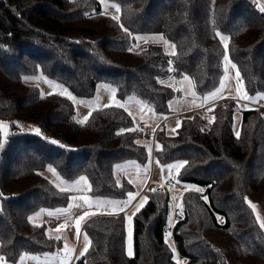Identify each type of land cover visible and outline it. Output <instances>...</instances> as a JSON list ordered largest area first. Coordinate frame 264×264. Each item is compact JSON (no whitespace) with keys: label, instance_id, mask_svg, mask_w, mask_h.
<instances>
[{"label":"trees","instance_id":"1","mask_svg":"<svg viewBox=\"0 0 264 264\" xmlns=\"http://www.w3.org/2000/svg\"><path fill=\"white\" fill-rule=\"evenodd\" d=\"M110 1L120 5L119 13L103 10L99 0H0V121L32 124L11 122L5 136L0 128V141L6 140L0 150V255L15 262L22 251L60 247L61 240L34 217L35 211L66 204L74 190L121 201L133 185L116 173V165L130 160L144 166L150 148L166 169L173 160L188 161L179 172L173 170L169 187L174 180L190 181L200 191L181 189L176 204L174 189L157 183L147 188V203L132 214V256L124 247V212L93 214L83 224L89 251L78 261L264 264V229L247 203L254 200L264 213V105L239 106L227 96L205 106L203 113L195 108L199 98L181 108L172 123L165 120L176 109L170 102L180 78L188 76L201 97L220 82L225 49L217 31L230 37L228 55L244 90L255 98L264 92V0ZM121 23L133 36L148 39L129 52L130 43L137 42L130 41ZM38 73L65 85L67 93L43 92L37 82L25 79ZM99 82L109 84L119 100L163 118L153 142H145L140 130L118 134L139 129L131 112L117 106L120 102L95 105L87 122L78 123L83 118L76 116L68 93L93 97ZM37 128L44 133L37 134ZM51 173L63 178L62 186ZM81 176L85 189L76 183Z\"/></svg>","mask_w":264,"mask_h":264},{"label":"crops","instance_id":"2","mask_svg":"<svg viewBox=\"0 0 264 264\" xmlns=\"http://www.w3.org/2000/svg\"><path fill=\"white\" fill-rule=\"evenodd\" d=\"M261 1V0H259ZM236 68H229L227 71L224 68V71L221 75L220 82L218 83L217 87L209 92H206L205 99L198 105L197 107L202 106H208L217 101L221 97H237L239 106H244V104H249L248 100L243 99V94L246 92L244 90V87L242 85V91L237 92V85H236ZM227 75L229 77L228 80H224V76ZM224 83L226 84V89L223 90L219 95L213 96L212 94L216 92V90L219 88L220 84ZM97 92V91H96ZM110 90L105 87H100V90L98 91L99 96L101 98L109 95ZM247 93V92H246ZM248 96L253 97L249 93H247ZM264 97V92L259 93L256 95V98ZM255 98V99H256ZM108 103H116V102H107L103 104ZM101 105V104H98ZM129 105V106H128ZM128 105H124L132 114V116L135 119V122H139L141 120H145L150 125L156 126L161 119V116L149 111L145 110L140 105H138L135 102H129ZM93 107V106H91ZM90 107V108H91ZM90 108H86V106L82 103L79 104L77 107L76 105V111H79L83 114V118L87 115ZM177 110V111H176ZM171 113L169 116L166 117V121L169 123L171 122L172 118L178 114L180 109H177ZM143 140L145 142H149L148 138L143 137ZM148 168H144V166H140L133 161L127 160L121 163H118L120 165V168H117V173L119 176H126L130 182L132 183L133 187L128 192H137L138 195L136 196V199L133 200L132 205H129L127 208H125L124 215L126 213L127 216H132L133 212L136 210L135 205L143 198V196L146 194V189L155 186V183L161 180H166L169 176V171L163 165L160 163H157V161L154 159L153 155L150 153V159L148 160ZM163 168V171H162ZM65 186L69 187V189L75 188L69 185L68 181H65ZM82 189H85L86 187V181L80 182ZM173 185H175L174 190H181L186 188V186L194 187L192 184L187 183L185 181L181 180H174ZM171 191L173 190V187H171ZM76 189V188H75ZM75 197V199H73ZM83 197H88V204L89 205H99V206H92L89 207L84 204ZM127 199L126 196L119 202H122ZM111 202V203H109ZM44 210V211H41ZM39 211H35L34 217L35 218H42L46 224V229L49 233L61 237V245L57 249L51 251V252H31V251H22L17 260L15 262L6 261V264H20V257L24 256L23 264H74L75 261L79 262L77 257L79 256V253L84 249L85 247V240H84V230H83V224L86 221L88 217L85 218L84 221H81L80 223V237L77 238L76 235V227H75V221L79 218V216L83 215L85 211H88L89 213L96 214L100 212H107V213H114L119 211V204L115 203L114 201H111L110 199H103V198H95L89 196L85 191L83 190H74L69 193V199L66 204L52 206V207H42V209ZM59 210V211H58ZM67 210V211H64ZM39 213V215H38ZM49 213H52V215H49ZM90 215V216H92ZM125 215V236H124V247L125 251L127 253L128 251V223ZM89 216V217H90ZM60 225H64V227H60ZM59 229V230H57ZM132 229V224H131ZM65 245H67V249L65 248ZM131 247L133 251V245L131 240ZM1 256V255H0ZM36 256L37 259L33 260L30 257Z\"/></svg>","mask_w":264,"mask_h":264},{"label":"snow or ice","instance_id":"3","mask_svg":"<svg viewBox=\"0 0 264 264\" xmlns=\"http://www.w3.org/2000/svg\"><path fill=\"white\" fill-rule=\"evenodd\" d=\"M99 3H100L101 5H105L106 0H99ZM110 7H113L117 13L120 12V5H119V4H112V5H110ZM261 11H264V5L261 6ZM93 14H94V13H93ZM100 14H101V15H104V14H106V13L101 12ZM111 19L114 20V21L119 22L120 19H121V17H120L119 15H113V16L111 17ZM119 26H120V28L122 29V31H123L128 37H129L130 41H131V40H135V41L137 42V43H135V44H131V43H130L129 48L127 49L129 52H132L134 48L139 47V41H141V40H145V41H146V40L148 39L147 37H144V36H133V34L129 31V29L126 28V27H124V25H123L122 23H121ZM215 35H216V36L219 38V40L222 42V44H223V48L225 49V54L223 55V66H224L225 70L227 71V69L229 68V66H230L231 68H236V65L233 64V63L231 62L230 56L228 55L229 40H230V37L221 34L219 31L215 32ZM159 39L162 40V39H163V36L161 35V36L159 37ZM165 43H167V41H165ZM171 47L174 48L175 46H174V45H171ZM168 55H170V56H171V55H175V53H174V52H173V53H169ZM171 64H172V61L169 60V65H171ZM169 70L171 71V68H170ZM25 79L27 80L28 78H25ZM228 79H229V77H228L227 75H225V76H224V80L226 81V80H228ZM235 80H236V85H237V89H236V90H237V92H241V91H242V85H241V76H240V72H239V70L236 71ZM45 81H46L48 84H50L52 87H61V88L63 87L62 85H56L53 81L47 80L46 78H45ZM225 89H226V84L221 83L220 86H219V88H218V89L216 90V92H214L212 95H213V96L219 95V94H220L223 90H225ZM66 93H67V90L64 89L60 94H61V95H64V94H66ZM50 94H51V93H50ZM68 96H69L70 99H73V100L75 99L74 97L71 96L70 93H68ZM262 98H264V97H262ZM243 99H245V100H249V99H255V97H250V96L247 95L246 92H244V94H243ZM81 103H84V101H81ZM170 103H171V102H170ZM107 106H108V105H106V107H107ZM117 106H119V107H124L123 104H117ZM211 110H212V109H209V111H211ZM91 115H92V112L90 111V112L88 113V115L85 116L82 120H79L78 123H80V124H84V123H86L87 120L89 119V117H90ZM165 119H166V117H165ZM214 119H215V117L212 118V120H214ZM210 122H211V121H210ZM4 127H7V125H6L3 121H0V128H4ZM177 127H179V122H178V124H177ZM137 130H141V131H142V129H138V128L121 129V132L118 133V134H122V133L125 132V131H137ZM153 131H155V130H153ZM173 131H175V130L173 129ZM35 132H36L37 134H39V133H40V129H38V128L35 129ZM235 135L237 136V138H239V136H240V132H239V131H236V132H235ZM5 142H6V140H5V141H0V150H3V148L5 147ZM51 143L59 144L60 142H59V141H55V140H53V141H51ZM137 143H139V141H137ZM150 153H151V149L149 148V154H150ZM157 163H159V161H157ZM187 164H188V161L183 160V161H179V162H177L176 164H168V165H166V167H167V169H168V171H169V179H175V177H173V176L171 175V173H172L173 170H175L176 172H179V170H180L181 168H184ZM116 167H117V168H120L121 166H120V165H116ZM49 170L55 172V169H53L51 166H49ZM162 171H163V168H162ZM83 181H86V177L81 176V177L79 178V180L76 181V183L79 184L80 182H83ZM186 188H187L188 190L200 191L199 188H192L191 186H186ZM151 191H152V192H155V191H157V190H156V189H151ZM137 195H138L137 192H127V199L124 200V201H122V202H117V203L119 204V211H124L125 208H127L129 205H132V202H133V200L136 199V196H137ZM3 198H4V197H3V193H0V199H3ZM202 198H203L205 201H207V199H208L207 196H203ZM73 199H75V197H73ZM245 199H247V198H245ZM83 201H84V204L87 205V206H89V207H92V206H99V205H89V204H88V197H83ZM147 201H148V196H147V195L143 196V198H142V199H141V200L135 205L136 212H139L140 209L144 206V204L147 203ZM109 203H111V202H109ZM247 203L249 204V206H250L252 209H255V208H256V205L253 204L250 200L247 201ZM41 211H44V210H41ZM58 211H59V210H58ZM64 211H67V210H64ZM136 212L133 213V216L136 214ZM109 214H114V213H109ZM181 214H182V209H181ZM38 215H39V213H38ZM49 215H52V213H49ZM90 215H92V213H89L88 211H85V212L83 213V215L79 216V218L76 219V221H75V227H76V235H77V238H78V239H79V237H80V231H79V230H80V223H81V221H84L86 217H89ZM125 215H126V213H125ZM133 216H127V215H126V219H127V223H128V232H127V235H128V251H127V254H128L129 256H132V255H133V251H132V247H131V240H132V229H131V224H132ZM31 219H32V217H29V220H31ZM217 219H219V217H218ZM257 220H258V222H259V224H260V227H261L262 229H264V220H259V216H258V215H257ZM170 226H171V225H170ZM60 227H64V225H60ZM57 230H59V229H57ZM49 238H50V239H53V237H49ZM54 239H56V240H61V237L57 236V237H55ZM84 240H85V247H84V249L79 253V256H84V255L89 251V246H90V244H91V241L89 240V238H88V236H87V233H84ZM65 248L67 249V245H65ZM24 258H25L24 256H21V257H20V264H23V260H24ZM30 258L33 259V260L37 259L36 256H32V257H30ZM78 258H79V257H77V259H78ZM0 264H6V261H5V257H4V256H0Z\"/></svg>","mask_w":264,"mask_h":264},{"label":"rangeland","instance_id":"4","mask_svg":"<svg viewBox=\"0 0 264 264\" xmlns=\"http://www.w3.org/2000/svg\"><path fill=\"white\" fill-rule=\"evenodd\" d=\"M259 1V0H258ZM115 2L113 1H110V0H106V3L105 5H101L102 6V9L105 10V11H108V12H113L115 13V9L113 7H110V5L114 4ZM165 41H167L166 39L163 38V44L167 46V43H165ZM140 42V41H139ZM25 78H28L30 81H34V82H37L40 86H41V89L43 90V92H47V91H63L64 89L68 90L66 88L65 85L57 82L56 80H53V79H50L48 78L47 76L43 75V74H31V75H26ZM45 78L47 80H50V81H53L56 85H62L63 87H52L50 84H48L46 81H45ZM27 79V80H28ZM179 81V80H178ZM180 86H179V91L178 93L174 96V98L171 99V105L174 106V108H177V109H181V108H190L192 105L194 104H197L195 103L197 101V99L200 98V100L202 99V101L205 99V94H203V96L201 97V95L196 92L194 89H193V86H192V82H191V79L188 77V76H184L183 78H180ZM179 82H177V80H175L174 84L178 85ZM100 87H105L107 89L110 90V94L101 98L99 96V94H95L93 97H90V98H85V97H80V96H76L74 101H75V114L78 118H83V114L79 111H76V105L77 107L79 106V104L81 103V101H84V104L86 106V108H90L91 106H95V105H98V104H103V103H107V102H120L122 104H124L125 106L129 104L128 101H121L119 100L115 95H114V92H113V89L112 87L107 84V83H104V82H99L97 84V88H96V93H98V91L100 90ZM231 98H234L232 96H229ZM234 99H236L237 101L239 99H237V97H235ZM257 99V98H256ZM251 104V103H249ZM129 106V105H128ZM176 106V107H175ZM176 110V109H175ZM201 110L203 113L206 112V107L205 106H202L201 107ZM151 111V110H149ZM177 111V110H176ZM153 112V111H152ZM173 119V118H172ZM3 121L7 127H4L2 128V135L5 136L7 131H8V126H9V123L11 122H15L19 125H23V126H31L32 124L25 121V120H1ZM143 121V120H141ZM145 123H147L145 120H144ZM173 120H171L170 123H172ZM238 122H239V112L236 111L235 114H234V121H233V124H234V127L237 128L238 127ZM148 125H150L149 123H147ZM150 126H154V125H150ZM180 160H173L171 162H169L168 164H176L177 162H179ZM167 164V165H168ZM144 168H148V163H146L144 165ZM116 173H117V167H116ZM174 171H172L173 173ZM118 174V173H117ZM174 174V173H173ZM51 175V178L56 182V184L62 186V181L64 180H61L63 178H61L59 175L55 174L54 176H52V173L50 174ZM187 183H190L192 184L193 186H195L192 182L190 181H187ZM65 184V183H64ZM72 183L69 182V185H71ZM175 188V185H173V189ZM179 191L180 190H173V193H172V196H173V202H175L177 204V202L179 201ZM253 204L256 205V208L254 209L255 213L259 216V220H264V213L262 212L259 204L257 202H255L254 200L251 201ZM167 238L169 239V234L167 235ZM238 263H240L239 261H237Z\"/></svg>","mask_w":264,"mask_h":264},{"label":"built area","instance_id":"5","mask_svg":"<svg viewBox=\"0 0 264 264\" xmlns=\"http://www.w3.org/2000/svg\"><path fill=\"white\" fill-rule=\"evenodd\" d=\"M249 103L251 104H255V105H258V106H261V105H264V98L260 97V98H257V99H249L248 100ZM202 120L204 123H207L208 122V119L205 115L202 116ZM138 126H139V129H142V131L140 130V133L145 136L146 138L150 139V141L153 142L154 140V136H155V131L153 130H156V126H150L148 125L147 123H145L144 121H139L138 122ZM40 132L41 133H44L42 129H40ZM171 180L169 179H166V180H161V181H158L157 182V187L158 188H165L167 189L168 191H171V187H169L168 185V182H170ZM178 259L181 260V261H185L186 260V257H184L183 255L181 254H178ZM74 264H82L81 262H77L75 261Z\"/></svg>","mask_w":264,"mask_h":264}]
</instances>
